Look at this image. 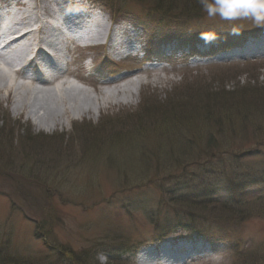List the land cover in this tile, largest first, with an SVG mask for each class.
Wrapping results in <instances>:
<instances>
[{
	"label": "rangeland",
	"instance_id": "obj_1",
	"mask_svg": "<svg viewBox=\"0 0 264 264\" xmlns=\"http://www.w3.org/2000/svg\"><path fill=\"white\" fill-rule=\"evenodd\" d=\"M82 1L89 7L93 21L113 23L115 19L130 23L139 37L145 36L141 40L144 46L154 52L159 50L162 38H175L181 33L173 23H156L146 16L150 0ZM166 2L171 0H161L160 5L163 7ZM111 3L121 7L126 16H116L111 11ZM174 7L181 9V3L178 1ZM187 24L182 34L206 33L207 37L203 34L197 41L211 40L219 51L240 42L228 36L232 29L242 33L243 40L247 33L257 34L255 29H264L251 19L227 22L218 17L208 19L207 15L203 20ZM46 34L48 41L60 37L49 31ZM218 40L225 45H217ZM85 52L93 58L90 50ZM215 53L198 55L189 63L183 56L165 62L168 66L165 69L158 67L147 74H138V78L146 79L142 80L133 100H122L115 108L105 109L101 114L94 112L77 125L64 122L53 130H38L34 125L42 112L37 111L36 98H42L37 87L30 85V79L10 73L12 82L8 83H14L19 89L18 93L14 91L17 99L26 94L23 91L26 89L30 101L23 102L25 109L15 114L12 104L0 99L1 253L27 264L28 261L73 264L76 259H81L83 264H137V251L147 245L155 248L164 239L158 240L157 231L170 229L171 238L184 237L186 232L182 227L187 221L181 218L175 222L176 218L169 212L174 208L172 191L190 198L214 193L224 197L223 181L217 175L199 171L200 166L196 164L204 160L199 155L209 135L218 134V127L213 126L214 117L220 119L230 109L233 111L225 114L221 124L222 151L253 152V157L242 160L224 157L214 166L215 173L228 176L255 173L252 180L257 184L252 189L264 191V148L258 146H264V112L245 100L252 97L251 93L264 95V59L226 64L211 60ZM149 58L162 60L158 52L148 53L145 60ZM94 63L91 72L100 76V80L136 76L147 70L136 60L122 62L108 72H104L100 61L94 60ZM0 69L3 70L0 74H8ZM74 70H77V61ZM85 82L83 85L60 83L57 89L67 94L65 88L71 87L101 103L103 96L99 94L104 91H93L94 83ZM212 93L215 95L211 100H217L215 108L212 104H203L206 103L204 96ZM222 93L238 94L237 98L245 101L238 100V104L225 107V101L219 99ZM75 95L83 98L85 94ZM21 98L25 101L24 96ZM179 100L183 101L181 107L177 105ZM239 103L248 105L249 110L236 114L235 109L246 108H238ZM158 104L163 110L156 116H140L142 108ZM59 116L56 120L61 119ZM4 118L5 123L1 124ZM218 181L217 192L212 193L210 187ZM204 184H207L205 189ZM199 228L218 239L235 243V247L218 248L210 264H264V210L228 230L216 226L199 225Z\"/></svg>",
	"mask_w": 264,
	"mask_h": 264
},
{
	"label": "bare ground",
	"instance_id": "obj_2",
	"mask_svg": "<svg viewBox=\"0 0 264 264\" xmlns=\"http://www.w3.org/2000/svg\"><path fill=\"white\" fill-rule=\"evenodd\" d=\"M75 5V1L69 3L65 2V0H15L14 3L9 4L7 0H1L0 13L5 16L6 20L3 21L0 19V38L7 36V34L20 33V35L17 38H12L15 39L10 43L14 45L13 50H8L6 48V51L0 53V61H8L10 65L17 67L19 73L13 72V75L20 77L24 67H30L29 69L32 70L31 67L39 65L38 61H36L37 54L41 49V47L39 49V46L48 44L53 48L52 43L48 41V34H46V31L57 35L60 34L61 28L70 21H76L79 25H81V23H92L93 17L78 13ZM92 25L95 30L93 29L91 31V35H87V37L82 36L80 38L83 46H78L76 47L77 49L91 46L101 47L104 46L103 42H105V45L121 44L120 41L112 35L108 21L102 22V20H96V22L93 21ZM73 32L75 35L78 33L77 30H73ZM205 36L207 37L208 35L205 34ZM29 40H31V43H28ZM34 44L37 46L36 55L33 59H30L29 56L32 54L31 50ZM247 45H252L250 48H245L244 51L248 52L241 53L243 51L241 50L238 53H252L259 58H264V37L250 39ZM220 55L221 53L218 52L216 56ZM114 65H116V63L113 60L104 59L102 65L105 69L104 72L114 69L112 68ZM153 69L157 70L158 68ZM0 71L3 72L2 69H0ZM104 72L102 74H104ZM143 73L147 74L146 71H141L137 73L136 76L129 74L112 80H100V76L98 78L95 77V80L92 81L94 85L90 86L92 88L94 87L93 91H104V93L102 92L99 94V96H103L101 103L98 100L90 99L85 92L77 91L71 87L65 88L67 89V94H62L64 92L57 89L62 81L61 78L31 80L30 85L32 86L33 84L34 88H40H36V90L42 94L40 100L36 98V101L39 102L37 111L40 110L42 112L41 115H37L35 118L34 125L38 130L43 128L53 130L56 127L62 126L64 122L77 125L78 121H84L86 116H90L94 112L101 114L105 109L115 108L117 103H120L122 100L129 102L133 100L136 95L135 93L139 92L142 80L146 79V77L138 78V74ZM2 74H0V99L3 98L11 103L14 113L19 114L25 109L23 102L26 103L30 101L27 94L29 91L26 89L23 90L26 93L22 95L25 97V101H22V96L17 99L16 93H18L17 90L19 89L14 87L16 86L14 83H8L12 82L11 75H9L10 71H8V74ZM132 77L136 78L132 80ZM83 82L86 83L85 81ZM65 83V81L61 82V84ZM101 86L104 88H100ZM75 93L78 95H85H83V98H78ZM58 114H60V120H56ZM196 249L198 248L196 247ZM179 251L180 249L173 248L165 252L168 254L167 259H172L173 257H170V255L177 254ZM157 252V249L154 250V255H157ZM190 264H196V262H191Z\"/></svg>",
	"mask_w": 264,
	"mask_h": 264
},
{
	"label": "trees",
	"instance_id": "obj_3",
	"mask_svg": "<svg viewBox=\"0 0 264 264\" xmlns=\"http://www.w3.org/2000/svg\"><path fill=\"white\" fill-rule=\"evenodd\" d=\"M181 3V9H177L174 7V4L177 2ZM192 1L191 5L189 4ZM188 2V3H187ZM114 3V2H113ZM150 7L148 14L155 16L156 19L159 20L160 23H169L170 25L175 24L174 26H177L178 31L180 35V40L183 41H189L192 38H197L198 36L203 35L202 33H199L197 35H184L182 34L183 31H185L187 23H192L196 21L203 20V18L206 16V13H204L201 9L200 4L198 3V0H171V3L166 2V4L162 7L160 5L161 0H150ZM184 6H183V5ZM111 11L116 16H125L124 11L121 7H119L117 4L110 5ZM182 11V12H181ZM173 23V24H171ZM190 37L188 40L187 38ZM215 93L212 94H206L203 98V95L201 99L203 98L206 103H203L204 105L212 104V108H215L216 101L217 100H211L213 99ZM252 97H248L245 100H248L246 102H251L254 105V108L259 110L260 112H264V95L263 97L256 95L254 93H251ZM240 95H232V93H222V97L220 96L219 99L224 100L225 107L238 104V99ZM200 99V100H201ZM240 100V101H245ZM199 101V100H198ZM202 101V100H201ZM215 102V103H213ZM183 101H180L177 103L178 106L181 107ZM240 107H246L241 110L235 109V113L240 115L242 111L249 110L248 105L246 104H240L237 106ZM163 109H161V105H155L154 107H146L142 108V111L140 112V116L142 117H152L156 116L158 113H160ZM229 111H233V109H230ZM227 111L228 113H230ZM222 113L220 116V119H217L216 116L214 117V127H218L217 133L215 136L209 135L208 142L205 145V148H203V153L200 151L199 157L202 159L204 157V160L202 163H197L196 165L200 166L199 171H206L209 173L210 176H216V178L221 177L223 175L222 172H219L216 174L214 170V166L218 164V161H220L224 157H236L239 158V160H242L246 156L253 157V152L249 153H228L222 151V139L224 136L222 133V121L226 119L225 114ZM147 113H151L148 115ZM214 116V115H213ZM179 122L182 121L180 118H175ZM5 123V118L1 121V124ZM3 126V125H2ZM220 131V133H219ZM232 131V129H231ZM234 132V131H233ZM219 137V139H217ZM224 140V139H223ZM260 148H264L262 145H258ZM261 152V151H258ZM199 153V152H198ZM225 177V175H223ZM254 178L255 173H248L243 176V178ZM207 184H204L202 187L205 189ZM213 192L217 189L216 184L212 185L210 187ZM41 189V188H40ZM45 191L44 188L41 189V191ZM172 197L171 202L174 204V208H172L169 212L172 216H174L176 219H174L175 222H180V219L183 218L187 221V224H183V230L188 233H204L206 231H203L199 228L200 226H216V227H230L231 225H235L236 223H245L251 218H253L256 214H259L262 210H264V197L263 196H256V197H249L247 200H244L243 202H240L237 206H228L225 203H218L211 201L208 196L207 197H193L190 198L188 195L179 196L175 190L172 191ZM213 196V195H212ZM33 204V203H31ZM34 205V204H33ZM35 208V207H34ZM37 212V210H36ZM176 212L181 213L182 215H178ZM208 215H213L216 217H208ZM45 219V218H44ZM152 219L150 220L151 223ZM199 221V222H198ZM45 222V221H43ZM41 222V223H43ZM198 222V223H197ZM206 224V225H204ZM225 228V229H226ZM160 237L164 236L167 232L166 230H159ZM77 261L73 262V264H83L81 259H76ZM29 264H34L32 261H28ZM0 264H27L26 262L18 263L14 258H10L9 255H3L0 251Z\"/></svg>",
	"mask_w": 264,
	"mask_h": 264
},
{
	"label": "clouds",
	"instance_id": "obj_4",
	"mask_svg": "<svg viewBox=\"0 0 264 264\" xmlns=\"http://www.w3.org/2000/svg\"><path fill=\"white\" fill-rule=\"evenodd\" d=\"M198 3L208 19L218 17L227 22L251 19L257 26H264V0H198Z\"/></svg>",
	"mask_w": 264,
	"mask_h": 264
}]
</instances>
